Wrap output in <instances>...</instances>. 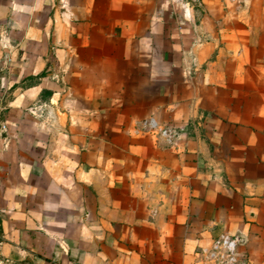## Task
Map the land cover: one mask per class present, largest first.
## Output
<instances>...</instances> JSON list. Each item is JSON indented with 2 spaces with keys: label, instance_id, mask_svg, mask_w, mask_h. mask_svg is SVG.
Segmentation results:
<instances>
[{
  "label": "crops",
  "instance_id": "1",
  "mask_svg": "<svg viewBox=\"0 0 264 264\" xmlns=\"http://www.w3.org/2000/svg\"><path fill=\"white\" fill-rule=\"evenodd\" d=\"M222 234L264 264V0H0V264H193Z\"/></svg>",
  "mask_w": 264,
  "mask_h": 264
},
{
  "label": "built area",
  "instance_id": "2",
  "mask_svg": "<svg viewBox=\"0 0 264 264\" xmlns=\"http://www.w3.org/2000/svg\"><path fill=\"white\" fill-rule=\"evenodd\" d=\"M133 131L162 141L167 147H175L180 137L177 128L160 126L153 118L144 119ZM240 242L241 239L237 236L222 234L195 251L193 264H243L238 254Z\"/></svg>",
  "mask_w": 264,
  "mask_h": 264
},
{
  "label": "trees",
  "instance_id": "3",
  "mask_svg": "<svg viewBox=\"0 0 264 264\" xmlns=\"http://www.w3.org/2000/svg\"><path fill=\"white\" fill-rule=\"evenodd\" d=\"M42 75H43V74H42ZM42 75H41V76H42Z\"/></svg>",
  "mask_w": 264,
  "mask_h": 264
}]
</instances>
